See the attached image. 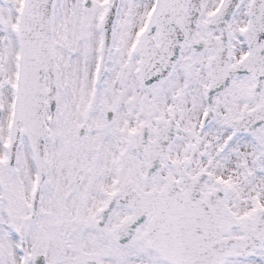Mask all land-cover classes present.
<instances>
[{"label": "snow or ice", "instance_id": "obj_1", "mask_svg": "<svg viewBox=\"0 0 264 264\" xmlns=\"http://www.w3.org/2000/svg\"><path fill=\"white\" fill-rule=\"evenodd\" d=\"M0 264H264V0H0Z\"/></svg>", "mask_w": 264, "mask_h": 264}]
</instances>
